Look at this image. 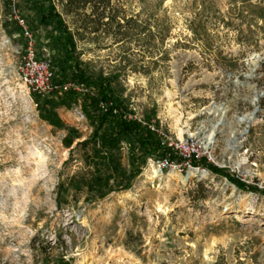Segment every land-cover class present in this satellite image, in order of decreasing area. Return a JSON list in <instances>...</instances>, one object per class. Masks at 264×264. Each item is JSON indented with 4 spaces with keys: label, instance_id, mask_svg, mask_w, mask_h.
I'll list each match as a JSON object with an SVG mask.
<instances>
[{
    "label": "rangeland",
    "instance_id": "obj_1",
    "mask_svg": "<svg viewBox=\"0 0 264 264\" xmlns=\"http://www.w3.org/2000/svg\"><path fill=\"white\" fill-rule=\"evenodd\" d=\"M113 1L153 42L76 37L89 73L118 74L117 94L135 118L153 115L167 143L197 148L264 190V0ZM14 5L38 57L50 58L25 1L0 0V264H264V195L225 176L161 169L148 157L128 188L104 198L67 185L92 174L91 147L77 146L92 127L79 105L53 109L59 122H49L28 95L16 72L25 40ZM120 158L127 173L125 144Z\"/></svg>",
    "mask_w": 264,
    "mask_h": 264
},
{
    "label": "trees",
    "instance_id": "obj_2",
    "mask_svg": "<svg viewBox=\"0 0 264 264\" xmlns=\"http://www.w3.org/2000/svg\"><path fill=\"white\" fill-rule=\"evenodd\" d=\"M24 1L35 29L42 28L39 43L49 50L53 74L54 88L46 96L40 98L31 95L39 112L43 111V117L49 122H59L53 109L79 105L92 127L88 138L77 143L83 150L91 147L89 159L92 174L88 179L70 178L67 185L75 190L85 187L87 191L104 198L113 190V186L128 188L130 180L140 173L148 157L182 164L185 159L173 146L168 145L165 136L150 128L153 115L138 120L117 94L115 84L119 75L89 73L87 64L80 59L76 43V37L86 39L90 36H103L109 38L111 43L121 46L133 40L144 49L151 47L152 32L146 33L148 28L139 24L136 17L127 16L124 8L113 0ZM13 28L20 31L17 26ZM191 29L196 36L200 32L205 33L202 26ZM67 84V88L63 89ZM259 104L264 113V95L260 97ZM261 117L264 120V116ZM76 138L79 136L76 135ZM64 140L66 147L72 144L70 134ZM123 144L128 153L127 173L121 167L120 151ZM189 164L191 167L204 168L213 174L225 176L239 190L264 195V190L260 191L227 169L215 166L206 156L196 157L191 154Z\"/></svg>",
    "mask_w": 264,
    "mask_h": 264
},
{
    "label": "built area",
    "instance_id": "obj_3",
    "mask_svg": "<svg viewBox=\"0 0 264 264\" xmlns=\"http://www.w3.org/2000/svg\"><path fill=\"white\" fill-rule=\"evenodd\" d=\"M11 1L14 4L15 0H11ZM12 8L14 13L13 14L14 18L18 26L20 27L22 35L25 40L24 52L22 54L20 61L16 66V72L19 75L22 82L24 83V85L26 86V90L29 96L37 95L40 98H43L54 88V84L52 82L53 74L50 69V60L48 57L47 58L38 57V50L36 47V42L33 33L28 28L26 20L24 19V17H22L19 14V11L15 7V5ZM67 86L68 84L63 86V89H66ZM150 128L152 130H155L159 134L164 135L160 131V129L154 127V125H151ZM168 145L173 146L177 150V152L185 159V161L182 164L169 163L166 160L153 161V163L157 164L161 169L170 166L191 167V165L189 164V159L191 154H195L196 157L203 156L201 155V153L198 151L197 148L188 146L187 144H180V143L178 144V143L169 142Z\"/></svg>",
    "mask_w": 264,
    "mask_h": 264
},
{
    "label": "water",
    "instance_id": "obj_4",
    "mask_svg": "<svg viewBox=\"0 0 264 264\" xmlns=\"http://www.w3.org/2000/svg\"><path fill=\"white\" fill-rule=\"evenodd\" d=\"M246 77L249 78V75H247ZM263 95H264V92H261L259 94L260 97H262ZM256 111H257V108H254V110L252 111L251 115H249L248 117H239L238 118V121H240V122H243V121L247 122L251 118V116H253L256 113Z\"/></svg>",
    "mask_w": 264,
    "mask_h": 264
},
{
    "label": "bare ground",
    "instance_id": "obj_5",
    "mask_svg": "<svg viewBox=\"0 0 264 264\" xmlns=\"http://www.w3.org/2000/svg\"><path fill=\"white\" fill-rule=\"evenodd\" d=\"M221 121V120H220ZM216 129V126H213L211 132H209V134L206 135V137H208V139H211V137L214 135L213 131Z\"/></svg>",
    "mask_w": 264,
    "mask_h": 264
}]
</instances>
